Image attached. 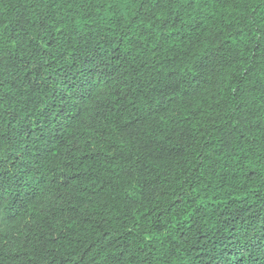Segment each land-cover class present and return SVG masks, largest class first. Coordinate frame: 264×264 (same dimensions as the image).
Returning a JSON list of instances; mask_svg holds the SVG:
<instances>
[{"label": "trees", "instance_id": "16d2710c", "mask_svg": "<svg viewBox=\"0 0 264 264\" xmlns=\"http://www.w3.org/2000/svg\"><path fill=\"white\" fill-rule=\"evenodd\" d=\"M0 33V185L19 212L0 264H250L264 0H0Z\"/></svg>", "mask_w": 264, "mask_h": 264}, {"label": "snow or ice", "instance_id": "6c2138e0", "mask_svg": "<svg viewBox=\"0 0 264 264\" xmlns=\"http://www.w3.org/2000/svg\"><path fill=\"white\" fill-rule=\"evenodd\" d=\"M177 3L188 2V0H176ZM113 3L125 4L127 0H113ZM2 33H0V40H2ZM5 87V81L0 79V88ZM264 163V161H261ZM18 207L15 206L9 195L5 191L2 185H0V223H3L7 220L14 219L18 215ZM260 231L264 233V228H261ZM256 229H253V234H255ZM246 241L249 243V247L241 248L240 252L248 253L250 258V264H264V243L257 245L252 240L251 235L245 236ZM259 239L264 240V236L259 237ZM211 259V258H210Z\"/></svg>", "mask_w": 264, "mask_h": 264}]
</instances>
